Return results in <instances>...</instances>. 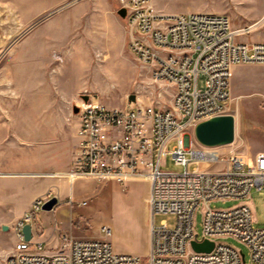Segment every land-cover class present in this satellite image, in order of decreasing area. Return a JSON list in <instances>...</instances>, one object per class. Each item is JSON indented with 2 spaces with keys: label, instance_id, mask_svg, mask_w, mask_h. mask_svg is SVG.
<instances>
[{
  "label": "rangeland",
  "instance_id": "374dc122",
  "mask_svg": "<svg viewBox=\"0 0 264 264\" xmlns=\"http://www.w3.org/2000/svg\"><path fill=\"white\" fill-rule=\"evenodd\" d=\"M118 5V0H0V264L12 253L13 226L26 213L31 241L40 240L47 254L58 249L63 234L98 238L100 226L108 225L115 251L147 255L143 239L146 236L149 244L147 182L120 185L69 177L77 122L72 107L82 103L84 94L115 107L130 103V94L143 104L170 101L168 85L159 86L157 95L159 88L151 83L148 67L130 51ZM153 5L164 13H223L232 28L248 29L238 33V40H264V0H153ZM225 114L235 117V135L218 151L253 156L264 149V64L232 67ZM192 139L196 144L193 134ZM162 161L163 169H184L170 155ZM68 188L67 197L58 198ZM48 193L49 198H58L57 203L50 210L36 208V200ZM248 199L254 226H263L264 189L253 188ZM239 202L214 200L208 206L225 209ZM153 221L172 227L175 216L156 213ZM195 227L200 233L201 208ZM223 241L241 249L248 259L243 244L232 238Z\"/></svg>",
  "mask_w": 264,
  "mask_h": 264
},
{
  "label": "built area",
  "instance_id": "2783aa9c",
  "mask_svg": "<svg viewBox=\"0 0 264 264\" xmlns=\"http://www.w3.org/2000/svg\"><path fill=\"white\" fill-rule=\"evenodd\" d=\"M118 1L125 9L130 51L148 67L157 95L159 86L168 85L170 101H130L123 107L91 97L82 101L75 114L77 143L70 173L120 185L147 182V255L115 251L108 225L100 226L98 238L63 234L58 249L47 254L41 241L24 239L22 228L30 220L26 213L13 226L16 241L3 264H264V225L254 226L248 199L253 188L264 189V150L253 156L227 155L218 146L202 145L196 138L194 144L192 139L197 123L225 114L232 67L264 64V40H238V33L248 29L232 28L223 13H164L153 0ZM167 155L184 169H163ZM49 197L50 193L37 199L35 207ZM226 199L240 202L225 209L208 206ZM198 208L200 233L195 227ZM156 213L174 215V226L166 221L155 225ZM226 238L243 244L248 259L241 249L224 242ZM204 239L213 242L212 249L196 251L192 241Z\"/></svg>",
  "mask_w": 264,
  "mask_h": 264
},
{
  "label": "water",
  "instance_id": "95a60500",
  "mask_svg": "<svg viewBox=\"0 0 264 264\" xmlns=\"http://www.w3.org/2000/svg\"><path fill=\"white\" fill-rule=\"evenodd\" d=\"M117 13L124 18L125 9L119 8ZM89 98L88 95L84 94L82 96L83 101H87ZM129 101L135 100V95L130 94L128 96ZM78 106H73L72 111L74 114L78 112ZM235 135V117L232 114H220L213 117H210L206 120L200 121L194 127V136L196 140L205 146H222L230 144L234 140ZM57 203L56 196H52L46 200L41 208L43 210H50ZM3 230L7 229L6 225L2 226ZM22 232L25 240H29L32 237L31 233V224L25 223ZM213 242L207 239L202 241H192V246L196 251H210L213 247Z\"/></svg>",
  "mask_w": 264,
  "mask_h": 264
},
{
  "label": "crops",
  "instance_id": "0c3cea01",
  "mask_svg": "<svg viewBox=\"0 0 264 264\" xmlns=\"http://www.w3.org/2000/svg\"><path fill=\"white\" fill-rule=\"evenodd\" d=\"M76 129H77V122H76V128H75V137H76ZM76 143H77V137H76ZM75 148H76V145H75ZM262 150H264V149H262ZM66 176H69V175H67V174H61V175H59V177H61V178H64V177H66ZM70 178H72V177H74L73 175L72 176H69ZM72 182V181H71ZM71 184V183H70ZM70 184H69V187H70ZM68 192H69V188L68 189H64L63 190V192H62V195L61 196H59L58 198H60V197H62V198H64V197H67V194H68ZM58 198H57V201H58ZM141 227V226H140ZM37 232L39 233H41L42 232V230L40 229V227H38L37 226ZM71 236H73V237H76V238H84L85 236H82V235H79V234H73V233H71L70 234ZM143 239L145 240V243H146V248L148 249V239H147V237L146 236H144L143 237ZM40 241V240H39Z\"/></svg>",
  "mask_w": 264,
  "mask_h": 264
},
{
  "label": "bare ground",
  "instance_id": "6f19581e",
  "mask_svg": "<svg viewBox=\"0 0 264 264\" xmlns=\"http://www.w3.org/2000/svg\"><path fill=\"white\" fill-rule=\"evenodd\" d=\"M71 174V173H70Z\"/></svg>",
  "mask_w": 264,
  "mask_h": 264
}]
</instances>
